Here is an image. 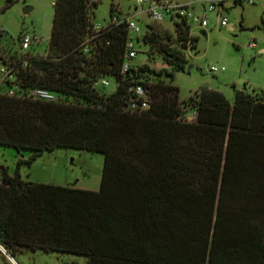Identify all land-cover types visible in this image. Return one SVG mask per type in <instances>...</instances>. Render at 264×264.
Instances as JSON below:
<instances>
[{"label": "trees", "instance_id": "obj_1", "mask_svg": "<svg viewBox=\"0 0 264 264\" xmlns=\"http://www.w3.org/2000/svg\"><path fill=\"white\" fill-rule=\"evenodd\" d=\"M90 1L56 0L50 61L30 82L73 104L0 94V146L32 153L18 168L59 148L101 153L100 189L27 182L0 166V245L13 258L39 250L88 264H264V94L237 91L231 104L204 89L196 121H179L184 104L165 78L187 60L169 48L171 35L148 27L143 42L172 69L131 70L153 102L143 115L125 111V85L107 93L91 83L119 75L127 32L107 35L96 61L76 50L97 7ZM175 26L187 40L190 27Z\"/></svg>", "mask_w": 264, "mask_h": 264}, {"label": "rangeland", "instance_id": "obj_2", "mask_svg": "<svg viewBox=\"0 0 264 264\" xmlns=\"http://www.w3.org/2000/svg\"><path fill=\"white\" fill-rule=\"evenodd\" d=\"M177 1L191 5L194 12L202 14L204 7L218 0ZM94 2H97V7L90 8L91 23L105 25L109 22L113 5L122 16L133 17L143 33L148 34V27H152L162 37L166 34L172 36V42L167 43L169 48L181 52L187 63L184 71L165 79L179 89L180 101L184 104L182 116L193 114V103L204 89L221 93L231 104L237 91L250 95L264 94V0H241L240 3L224 0L223 6L209 14L208 28L204 31L194 29L192 34L190 31L187 40L170 18L153 23L140 12V8L136 13L135 0H91L90 4ZM55 3L56 0H0V32H7L14 41L21 34L38 35L45 40L39 50L46 51L51 40ZM27 8L31 11L25 14ZM219 16L228 20L226 26L217 24ZM194 38L197 40L193 41ZM8 43L0 36V56L9 54ZM251 44H255V48H251ZM136 49L139 53L133 62L135 66L147 65L155 72L171 71V66L155 48L140 40ZM212 69L217 71L212 72ZM106 91L109 93L110 89ZM31 155L30 151L18 152L14 148L0 146V166H4L12 176L19 172L27 182L99 191L105 159L103 154L59 148L44 153L31 165L23 164L18 168L19 161L28 160ZM14 260L16 264H88V258L84 256L39 250L19 254ZM0 264L15 263L0 256Z\"/></svg>", "mask_w": 264, "mask_h": 264}, {"label": "built area", "instance_id": "obj_3", "mask_svg": "<svg viewBox=\"0 0 264 264\" xmlns=\"http://www.w3.org/2000/svg\"><path fill=\"white\" fill-rule=\"evenodd\" d=\"M244 1L250 2V0ZM135 3L136 13H139L140 8V12L147 15L153 23L162 22L168 17L174 23L188 25L192 34L194 29L204 31L208 28L209 14L216 12L218 6H223L224 0L212 2L208 7H204L202 14L194 12L191 5L179 3L177 0H135ZM217 24L224 27L228 24V20L219 16ZM118 28H123L127 32L120 73L116 76L97 77L92 81L91 88L110 89V92H114L125 85V111L143 115L152 108V92L143 79H133L131 70L138 71L141 67L133 64L139 53L136 44L140 40L143 41L148 34L142 32L133 17L122 16L114 8L110 21L105 25L91 23L89 31L76 50L86 56L87 61L98 60L104 49L110 46L107 35ZM0 36L10 44L9 54L0 56V94L21 100L73 104V100L68 95L58 96L46 89L30 87L31 78L40 71L39 63L50 61V44L43 52L39 48L45 40L38 35L31 37L21 34L17 41L11 40L5 31H1ZM250 47L255 48V44H251ZM83 66L86 67V63H83ZM213 71L216 72L217 69H212ZM196 118L197 112L193 111L191 116L181 115L178 119L183 123H193Z\"/></svg>", "mask_w": 264, "mask_h": 264}, {"label": "crops", "instance_id": "obj_4", "mask_svg": "<svg viewBox=\"0 0 264 264\" xmlns=\"http://www.w3.org/2000/svg\"><path fill=\"white\" fill-rule=\"evenodd\" d=\"M240 2L241 1H239V2L237 1V3H240ZM73 188H75V187H73ZM0 256L3 257L4 259H10L11 261H13L16 264L14 258L11 255H9L7 253V251L1 245H0Z\"/></svg>", "mask_w": 264, "mask_h": 264}, {"label": "water", "instance_id": "obj_5", "mask_svg": "<svg viewBox=\"0 0 264 264\" xmlns=\"http://www.w3.org/2000/svg\"><path fill=\"white\" fill-rule=\"evenodd\" d=\"M30 11H31V8H27V9H25L24 13L28 14V13H30ZM203 34L205 35V33H203Z\"/></svg>", "mask_w": 264, "mask_h": 264}]
</instances>
